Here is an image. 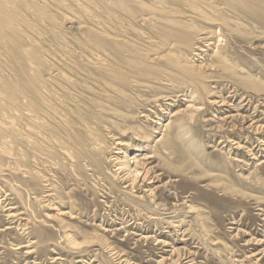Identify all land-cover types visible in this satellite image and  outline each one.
I'll return each mask as SVG.
<instances>
[{"label":"rangeland","instance_id":"obj_1","mask_svg":"<svg viewBox=\"0 0 264 264\" xmlns=\"http://www.w3.org/2000/svg\"><path fill=\"white\" fill-rule=\"evenodd\" d=\"M2 1L0 264H264V3Z\"/></svg>","mask_w":264,"mask_h":264},{"label":"bare ground","instance_id":"obj_2","mask_svg":"<svg viewBox=\"0 0 264 264\" xmlns=\"http://www.w3.org/2000/svg\"><path fill=\"white\" fill-rule=\"evenodd\" d=\"M5 1H2V0H0V14H3V15H6L7 14V10H6V7H5V3H4ZM260 2H263L264 3V1H262V0H260ZM244 4V3H243ZM245 10V9H244ZM247 12V11H246ZM253 13L252 14H254V18H257V19H260V18H262L263 16H264V9H261V8H258V9H255V10H253L252 11ZM157 14V13H156ZM211 14V13H210ZM149 17V16H148ZM237 17V16H236ZM154 18V17H153ZM150 20H153V19H151L150 18ZM154 20H156V19H154ZM226 20V18L224 19V21ZM156 22V21H155ZM221 22V21H220ZM157 23V22H156ZM158 23H160V20L158 21ZM161 23H164V22H161ZM4 24H6V22L5 21H3V20H1L0 19V28L1 27H4L3 25ZM168 24V23H167ZM155 25V24H154ZM161 25V24H160ZM173 25V24H172ZM224 25V24H223ZM157 26V25H156ZM166 26V25H165ZM167 26H169V25H167ZM170 27V26H169ZM7 28V27H6ZM158 28V27H157ZM175 28V27H174ZM169 30V29H168ZM179 30V29H178ZM219 30V29H218ZM217 30V31H218ZM1 31V30H0ZM4 32V31H3ZM172 32V31H171ZM180 32H182V31H180ZM215 34H216V32H214ZM218 33L220 34V35H218ZM217 33V35H218V37H220L222 34H221V32H220V30H219V32ZM106 34V33H105ZM167 34V33H166ZM165 34V35H166ZM175 34H176V36H178V33L177 32H175ZM162 35V34H161ZM171 34H167V36H170ZM217 35H216V37H217ZM182 36V35H181ZM186 36V35H185ZM223 36V35H222ZM221 36V37H222ZM115 37V36H114ZM189 37V36H188ZM163 38H165L164 36H163ZM172 38H173V36H172ZM237 38V37H236ZM174 39V38H173ZM217 39V38H216ZM219 39V38H218ZM239 39V38H238ZM221 40V39H220ZM168 41H170L169 39H168ZM167 41V42H168ZM163 43H165V42H163ZM171 43V42H170ZM176 43H178V42H176ZM165 44H167V43H165ZM126 49V48H125ZM123 50V49H122ZM138 50V49H137ZM219 50H221V49H219ZM111 51V50H110ZM171 51V50H170ZM112 52H114V51H112ZM117 52V51H116ZM111 53V52H110ZM116 54V53H115ZM114 53H113V55H115ZM220 55V54H219ZM116 56H118V54L116 55ZM212 56V55H211ZM115 57V56H114ZM121 57V56H120ZM123 57V56H122ZM145 58H146V56H145ZM144 58V59H145ZM221 58H222V55H221V57L220 58H218V59H216L218 62H220V64L222 63V66H223V61L221 60ZM225 57H223V59H224ZM147 60V59H146ZM209 61H210V59H209ZM104 62V61H103ZM141 62V61H140ZM226 62H227V59H226ZM215 63V62H214ZM213 63V61L212 62H210V63H208V64H205V66L206 67H208V69L210 68V69H213V68H215V64ZM152 64V63H151ZM219 64V63H218ZM117 65H118V63H117ZM121 65V64H120ZM119 65V66H120ZM122 65H124V64H122ZM146 65V64H145ZM144 65V66H145ZM146 66H148V65H146ZM146 66L144 67V68H146ZM221 66V67H222ZM233 67V66H232ZM135 68H139V66L138 67H135ZM140 68H141V66H140ZM143 68V69H144ZM147 68H149V66L147 67ZM122 69V68H121ZM126 69H127V66H126ZM131 69H132V67H131ZM142 69V68H141ZM153 69V68H152ZM156 69V68H155ZM222 69V68H221ZM122 70H124L125 71V68L124 69H122ZM134 70V69H133ZM140 70V69H139ZM198 70V69H197ZM130 71H132V70H130ZM136 71H138V69H136ZM141 72V71H140ZM143 72H146L145 71V69H144V71ZM155 72V71H154ZM158 72V71H157ZM200 72V71H199ZM150 73H152L151 71H150ZM138 74H140V73H138ZM153 74V73H152ZM154 74H156V72L154 73ZM202 74V73H201ZM135 75H137V74H135ZM145 75V74H144ZM157 75V74H156ZM200 75V74H199ZM139 76V75H138ZM141 76V75H140ZM235 76V75H234ZM133 77V76H132ZM199 77V76H198ZM143 78V77H142ZM146 78V77H145ZM157 78V77H156ZM159 78V77H158ZM172 79V78H171ZM225 79V78H224ZM139 84V83H138ZM137 85V84H136ZM142 85V84H141ZM140 84H139V86H141ZM187 93V92H186ZM189 103V102H188ZM196 103V102H195ZM197 104V103H196ZM108 106V105H107ZM177 112H174L173 113V115H175ZM192 117V116H191ZM173 122L174 121H171L170 122V124H165V126H169L170 128H172L173 127ZM187 123V122H186ZM11 127V126H10ZM4 129V128H3ZM2 130V129H1ZM176 131V130H175ZM167 132V131H166ZM176 134V133H175ZM178 136V135H177ZM175 137V136H174ZM161 138V139H160ZM159 139H157V141H161V140H164L165 138H166V140H165V142L164 143H162V144H164V149L167 151H169V153H171L172 154V152L173 151H175L178 147H179V145L172 139V138H169V136L167 135L166 137H165V135H163V136H161ZM146 142L148 141V140H145ZM6 144V143H5ZM180 148V147H179ZM152 150V149H151ZM167 155V154H166ZM170 155V154H169ZM168 155V156H169ZM165 156V155H164ZM125 157V156H124ZM152 157V155H148L147 156V158H151ZM166 158V157H165ZM142 159V158H141ZM164 159V158H163ZM163 161V160H162ZM164 162V161H163ZM126 166H127V176H129V179H131L130 181H131V183H133L135 180H137V179H139V178H142V180H144V179H147V177L151 174L150 173V171L149 170H143V169H140L139 167H138V164H136L135 163V165L133 166V168H131V167H129V165L128 164H126ZM26 169V168H25ZM27 170V169H26ZM33 172V171H32ZM16 184V183H15ZM133 185V184H132ZM175 198V197H174ZM158 199L161 201V203H156L155 204V207L156 208H158L159 210H162V211H164L163 213L165 214V213H168V211L167 210H170V208H167L166 207V205L168 204V200H170V199H172V194L171 193H166V192H162L160 195H159V197H158ZM168 201V202H167ZM161 208V209H160ZM163 208V209H162ZM174 210V212L177 210L176 208L175 209H173ZM163 216V215H162ZM178 222V221H177ZM19 248V247H18Z\"/></svg>","mask_w":264,"mask_h":264}]
</instances>
